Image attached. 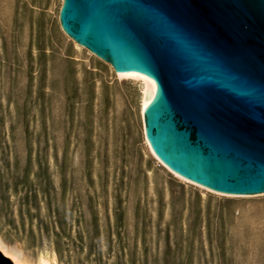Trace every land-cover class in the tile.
<instances>
[{
  "label": "rangeland",
  "instance_id": "rangeland-1",
  "mask_svg": "<svg viewBox=\"0 0 264 264\" xmlns=\"http://www.w3.org/2000/svg\"><path fill=\"white\" fill-rule=\"evenodd\" d=\"M62 4L0 0V243L34 264H264V194L167 168L141 83L67 36Z\"/></svg>",
  "mask_w": 264,
  "mask_h": 264
},
{
  "label": "water",
  "instance_id": "water-1",
  "mask_svg": "<svg viewBox=\"0 0 264 264\" xmlns=\"http://www.w3.org/2000/svg\"><path fill=\"white\" fill-rule=\"evenodd\" d=\"M67 36L156 89L144 133L181 177L264 194V0H63ZM0 264H13L0 251Z\"/></svg>",
  "mask_w": 264,
  "mask_h": 264
},
{
  "label": "bare ground",
  "instance_id": "bare-ground-1",
  "mask_svg": "<svg viewBox=\"0 0 264 264\" xmlns=\"http://www.w3.org/2000/svg\"><path fill=\"white\" fill-rule=\"evenodd\" d=\"M115 71V70H114ZM115 73L121 78V79H134V80H138L143 88V92H142V97H141V113L142 116L144 114V109L145 106L147 104L148 101V97L149 94L156 89V82L148 77V76H141V75H125V74H118L117 71H115ZM148 142V141H147ZM149 143V142H148ZM150 145V144H149ZM151 147V146H150ZM152 150V148H151ZM153 152V150H152ZM154 153V152H153ZM155 155V154H154ZM156 156V155H155ZM157 157V156H156ZM166 166V165H165ZM167 167V166H166ZM168 168V167H167ZM171 170V169H170ZM172 171V170H171ZM173 172V171H172ZM175 173V172H174ZM175 175L185 181H187V179L181 177L180 175L176 174ZM193 184V183H192ZM200 188L205 189V187H202L200 185H197ZM207 190V189H206ZM264 196V195H262ZM0 251L4 254V256L8 259H10V261L13 264H34L31 261H29L20 250H12L9 249L8 247H5L2 245V243H0ZM54 259L50 256L47 255H43L41 256V258L39 259V264H53Z\"/></svg>",
  "mask_w": 264,
  "mask_h": 264
}]
</instances>
